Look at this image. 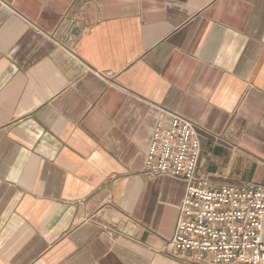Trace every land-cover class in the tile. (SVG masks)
<instances>
[{"label":"crops","instance_id":"0c3cea01","mask_svg":"<svg viewBox=\"0 0 264 264\" xmlns=\"http://www.w3.org/2000/svg\"><path fill=\"white\" fill-rule=\"evenodd\" d=\"M170 112L198 178L264 186V0H0V264H208L145 173Z\"/></svg>","mask_w":264,"mask_h":264},{"label":"built area","instance_id":"2783aa9c","mask_svg":"<svg viewBox=\"0 0 264 264\" xmlns=\"http://www.w3.org/2000/svg\"><path fill=\"white\" fill-rule=\"evenodd\" d=\"M200 140L195 124L170 112L152 129L145 173L186 183L167 247L208 264H264V186L213 187L197 177Z\"/></svg>","mask_w":264,"mask_h":264},{"label":"bare ground","instance_id":"6f19581e","mask_svg":"<svg viewBox=\"0 0 264 264\" xmlns=\"http://www.w3.org/2000/svg\"><path fill=\"white\" fill-rule=\"evenodd\" d=\"M263 237H264V232H263Z\"/></svg>","mask_w":264,"mask_h":264}]
</instances>
